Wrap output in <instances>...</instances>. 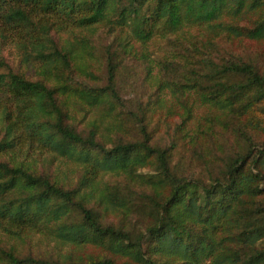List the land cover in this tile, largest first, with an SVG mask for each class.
<instances>
[{
  "label": "trees",
  "instance_id": "1",
  "mask_svg": "<svg viewBox=\"0 0 264 264\" xmlns=\"http://www.w3.org/2000/svg\"><path fill=\"white\" fill-rule=\"evenodd\" d=\"M0 44V264H264V0H0Z\"/></svg>",
  "mask_w": 264,
  "mask_h": 264
},
{
  "label": "rangeland",
  "instance_id": "2",
  "mask_svg": "<svg viewBox=\"0 0 264 264\" xmlns=\"http://www.w3.org/2000/svg\"><path fill=\"white\" fill-rule=\"evenodd\" d=\"M169 48L170 47L168 44H166V41L161 38H154L153 40L149 41L146 45H142L139 43L135 44V49L138 54H140L141 52H147L150 53L152 57L156 58H158L159 56H163ZM0 54H2L5 59L11 62L14 68L20 71H24L23 67L19 66V55L14 46L10 44H0ZM26 72L28 75L31 76L30 70H26ZM198 110H201V108H199Z\"/></svg>",
  "mask_w": 264,
  "mask_h": 264
}]
</instances>
